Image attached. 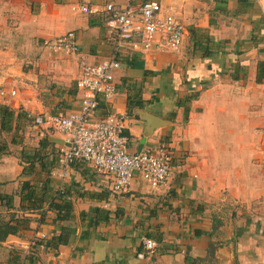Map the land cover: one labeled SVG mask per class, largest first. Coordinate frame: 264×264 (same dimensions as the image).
<instances>
[{
  "label": "crops",
  "instance_id": "obj_1",
  "mask_svg": "<svg viewBox=\"0 0 264 264\" xmlns=\"http://www.w3.org/2000/svg\"><path fill=\"white\" fill-rule=\"evenodd\" d=\"M8 1L0 16L23 29L34 57L23 71L10 47L0 49V109L12 112L7 128L0 124V264H154L143 237L157 242L162 264H264V0H157L184 25L180 50L124 48L117 93L93 118L124 116L130 152L166 143L172 175L152 186L135 173L120 194L83 162L62 182L53 176L65 137L34 119L79 110V57L111 55L103 0ZM69 30L78 54L44 45Z\"/></svg>",
  "mask_w": 264,
  "mask_h": 264
},
{
  "label": "built area",
  "instance_id": "obj_2",
  "mask_svg": "<svg viewBox=\"0 0 264 264\" xmlns=\"http://www.w3.org/2000/svg\"><path fill=\"white\" fill-rule=\"evenodd\" d=\"M72 10L96 12L86 5H74ZM100 15L112 53L97 63L79 57L77 87L82 91L79 110L34 118L45 125L47 132H58L65 137V145L58 152V167L51 174L62 182L69 176L73 164L83 162L96 174L110 180L112 191L117 194L126 190L135 173L152 186L166 185L172 175L173 158L166 143L130 152L123 133L124 116L111 110L101 118L93 116L100 102L108 106L117 93L114 72L120 67V52L124 48L142 53L178 52L184 39V25L173 11L157 0H103ZM44 45L54 51L79 53L73 30L47 40ZM5 93L0 89V95ZM9 93L15 95L16 91ZM45 238L42 233L33 237L27 245V255ZM140 244L149 254L158 247L157 242L148 237H143Z\"/></svg>",
  "mask_w": 264,
  "mask_h": 264
},
{
  "label": "rangeland",
  "instance_id": "obj_3",
  "mask_svg": "<svg viewBox=\"0 0 264 264\" xmlns=\"http://www.w3.org/2000/svg\"><path fill=\"white\" fill-rule=\"evenodd\" d=\"M0 1H1L0 4H5V3L9 2L8 0H0ZM177 7H180V6L178 5ZM23 8H24V5L21 4V10L19 11V15H22ZM4 13L8 14V11H4ZM183 13L185 14L184 11H183ZM2 18L3 17L0 16V49L4 53H7L5 51L8 50L10 47L11 48L10 52L13 53L15 56V59H14L12 65L19 67L23 71H26L27 68L30 66L29 60H31L34 57V54H33L34 50H33L32 42L28 43V42H26L25 39L22 38L24 35H27V34H25V32L23 31L22 28L15 29L14 27L9 26L10 24L4 18H3V22H2L1 21ZM4 22H7V23H4ZM29 34L32 35L33 34L32 31H30ZM1 86L2 85H0V87ZM245 158L243 157L242 154H240V157H239L240 163L245 161L246 160ZM222 165H223V171L219 172V174H221L222 177L227 179L230 177V173L226 170L228 168V163L223 162ZM230 191H232V188H229L228 186L223 188V194H222V196H223V201H222L223 202V205H222L223 213H229V210L232 211L233 210L232 208L235 206L234 201L230 197V193H229ZM241 207L239 205L238 209H240ZM233 212H235V211H233ZM212 248H213V246H212ZM212 248H210V249H212ZM149 256H150V259L154 258V264H162L160 261H158L159 260L158 259L159 253H157V254L150 253Z\"/></svg>",
  "mask_w": 264,
  "mask_h": 264
},
{
  "label": "trees",
  "instance_id": "obj_4",
  "mask_svg": "<svg viewBox=\"0 0 264 264\" xmlns=\"http://www.w3.org/2000/svg\"><path fill=\"white\" fill-rule=\"evenodd\" d=\"M12 112L7 109H0V124L2 128H7L9 118ZM1 197V196H0Z\"/></svg>",
  "mask_w": 264,
  "mask_h": 264
}]
</instances>
